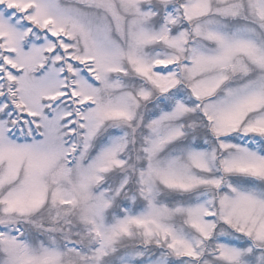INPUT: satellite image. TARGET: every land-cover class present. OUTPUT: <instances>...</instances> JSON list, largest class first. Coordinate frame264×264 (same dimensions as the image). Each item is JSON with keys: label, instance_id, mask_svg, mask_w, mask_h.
<instances>
[{"label": "snow or ice", "instance_id": "snow-or-ice-1", "mask_svg": "<svg viewBox=\"0 0 264 264\" xmlns=\"http://www.w3.org/2000/svg\"><path fill=\"white\" fill-rule=\"evenodd\" d=\"M0 264H264V0H0Z\"/></svg>", "mask_w": 264, "mask_h": 264}]
</instances>
